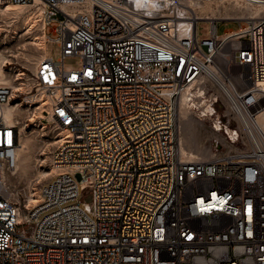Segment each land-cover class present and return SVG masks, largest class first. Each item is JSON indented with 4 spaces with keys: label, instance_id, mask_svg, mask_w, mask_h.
Masks as SVG:
<instances>
[{
    "label": "built area",
    "instance_id": "1",
    "mask_svg": "<svg viewBox=\"0 0 264 264\" xmlns=\"http://www.w3.org/2000/svg\"><path fill=\"white\" fill-rule=\"evenodd\" d=\"M231 1L0 0L41 5L60 48L26 79L20 37L0 30V68L18 82L0 86V264H264V0H237L253 14ZM218 20L238 27L217 35ZM196 88L206 104L190 94L188 112L235 135L210 160L180 150ZM25 138L34 160L18 176Z\"/></svg>",
    "mask_w": 264,
    "mask_h": 264
},
{
    "label": "bare ground",
    "instance_id": "2",
    "mask_svg": "<svg viewBox=\"0 0 264 264\" xmlns=\"http://www.w3.org/2000/svg\"><path fill=\"white\" fill-rule=\"evenodd\" d=\"M229 7L236 12L240 13H255V10L252 8L241 4L237 0L229 2ZM27 7H34L35 9L31 12H28ZM223 8V11H221ZM227 5H223V7L218 4L211 6L210 4L206 3L205 5L201 6L200 12H210L211 14H216L219 12H228ZM0 19H5L8 23L11 22L12 19H20L21 26H16L13 29V33L11 34V38L14 36L24 37L25 35L28 37L23 39L24 42L27 41L31 45V49L27 50V52H21L20 56L25 59L24 65L29 66L31 70H33L35 64L39 60L40 56L46 50V40L47 35L45 33L44 24L42 23V6H33V5H19V4H10V3H0ZM4 20V21H5ZM3 21V20H1ZM6 22V23H7ZM23 34V35H22ZM22 37V38H23ZM21 40V38L19 39ZM23 45V44H22ZM24 46V45H23ZM22 48V47H21ZM27 48V47H26ZM39 54V55H37ZM19 59V56L17 57ZM7 59L5 55L0 53V62ZM20 60H17L19 62ZM20 63V62H19ZM26 68V67H24ZM10 70H14L11 68ZM17 74H22V76L26 79L29 78V75L26 74L25 70L18 68L16 70ZM18 82H14L12 75L9 76L4 73L0 68V86H11L15 87ZM26 88V86H24ZM25 88H23L25 90ZM192 94L196 99L195 104L199 103L201 106H205L206 102L204 99V95L200 88H196L195 90L188 89L186 93L182 95V107L180 109V123H181V137L179 138L180 143V150L181 153L187 157L188 160L194 159H203V160H210L214 157V153L209 147H206L198 141L199 139V131L200 128L203 126V121L197 119L193 115H191L188 110L186 109V105L188 104L187 98ZM209 113H212V109L206 107ZM6 117H10V113L6 112ZM258 124L264 130V112L257 119ZM220 124L218 121L211 122V129L212 134L214 135L215 139H219L223 144L233 143L235 142V135L226 128L227 135L222 136L217 132L219 130ZM22 147L20 149V154L17 163V175L18 176H28L30 175L31 171V164L34 160V156L32 154L35 143L31 141L29 138H25L22 141ZM39 175L44 177L45 174L39 172Z\"/></svg>",
    "mask_w": 264,
    "mask_h": 264
},
{
    "label": "rangeland",
    "instance_id": "3",
    "mask_svg": "<svg viewBox=\"0 0 264 264\" xmlns=\"http://www.w3.org/2000/svg\"><path fill=\"white\" fill-rule=\"evenodd\" d=\"M28 12L33 11L35 8L33 7H27ZM7 21H1L0 20V30L2 32H4L5 34H8V37L10 38L11 34L13 33V29L17 26H21V20L20 19H12L10 23H6ZM243 24V22L241 23ZM16 25V26H15ZM238 27V21L237 20H218L216 22V34L217 35H221L223 34V32L227 29H236ZM23 35V34H22ZM23 37V36H22ZM21 38V40L17 43L18 45V49L15 51V57H16V61L20 60L18 63L21 64L23 67L25 68V72L27 75L28 71L31 70L29 66L24 65L25 59L21 58L20 53L21 52H27V50L31 49V45L30 43L27 41L24 42L23 39H26L28 37V35L24 36L23 38ZM210 37V23L207 20H199L196 23V38L198 41H202V40H207ZM24 46H23V45ZM22 47V48H21ZM27 47V48H26ZM46 49H47V54L48 56L52 59V60H57L60 57V48L59 46L52 41H49L46 45ZM39 55V54H37ZM19 56V59L17 58ZM80 63V60L78 57H66L64 60V65L66 67H77ZM218 112L220 114L224 113V107L220 106L218 108ZM204 120V121H203ZM202 121L203 126L200 128L199 131V139L198 141L200 142V144L209 147L210 151L212 150L213 153L215 154L218 150H220L223 147V143L218 139L214 138V135L212 134V129H211V121L208 118L203 119ZM180 135H181V123H180ZM179 135V138L181 137ZM76 178H78V176L76 175ZM81 202L90 204L91 203V198H90V192L89 191H84L82 192L81 196Z\"/></svg>",
    "mask_w": 264,
    "mask_h": 264
}]
</instances>
